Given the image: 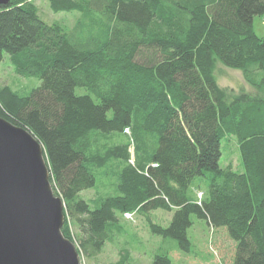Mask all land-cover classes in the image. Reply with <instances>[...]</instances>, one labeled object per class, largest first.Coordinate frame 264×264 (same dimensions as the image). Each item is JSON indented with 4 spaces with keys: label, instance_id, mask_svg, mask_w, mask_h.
I'll return each instance as SVG.
<instances>
[{
    "label": "trees",
    "instance_id": "obj_1",
    "mask_svg": "<svg viewBox=\"0 0 264 264\" xmlns=\"http://www.w3.org/2000/svg\"><path fill=\"white\" fill-rule=\"evenodd\" d=\"M48 3L77 13L73 25L44 20L34 0L0 5V62L7 53L15 73L40 80L27 94L0 86V116L41 144L79 255L94 258L118 216L135 212L185 252L194 215L234 241L233 264H264V37L252 27L264 0ZM217 64L254 92L220 86ZM229 137L241 169L219 164ZM114 162L112 191L82 198ZM155 209L173 210L166 226ZM163 251L151 264H171Z\"/></svg>",
    "mask_w": 264,
    "mask_h": 264
},
{
    "label": "rangeland",
    "instance_id": "obj_2",
    "mask_svg": "<svg viewBox=\"0 0 264 264\" xmlns=\"http://www.w3.org/2000/svg\"><path fill=\"white\" fill-rule=\"evenodd\" d=\"M42 18L48 22L59 20L72 26L77 13H53L49 8L48 0H34ZM253 31L259 37H264V17L256 15L252 20ZM216 77L222 87L234 91L254 92L253 87L244 79L242 71L217 64ZM40 84L36 77H22L15 73L9 61V55L3 54L0 62V86L9 85L21 94H27L30 89ZM78 93L87 92L83 88L76 90ZM221 158L219 164L225 167L230 164L235 169H241L240 156L236 140L233 137L221 144ZM130 159H133V148L129 147ZM116 162L109 163L101 171L96 172L97 181L94 187L80 192V196L91 201L96 197L104 196L114 188L116 177L111 169H116ZM201 189L207 193L205 184ZM198 189L199 191H202ZM199 192H196V195ZM200 194V193H199ZM198 196V195H197ZM173 214V210L155 209L149 213L154 223L166 226ZM192 225L187 230L191 246L188 252L176 248L173 239L162 238L153 234L140 213H123L118 216L119 223L109 227L108 238L102 249L94 258L80 254V264H110L127 255V264H151L154 254L158 251L168 249L171 264H233L235 243L223 229H214L204 220L191 216ZM77 241V240H76ZM159 249V250H158ZM127 253H126V252ZM164 252V251H163Z\"/></svg>",
    "mask_w": 264,
    "mask_h": 264
},
{
    "label": "water",
    "instance_id": "obj_3",
    "mask_svg": "<svg viewBox=\"0 0 264 264\" xmlns=\"http://www.w3.org/2000/svg\"><path fill=\"white\" fill-rule=\"evenodd\" d=\"M49 176L39 141L0 116V264H80Z\"/></svg>",
    "mask_w": 264,
    "mask_h": 264
},
{
    "label": "built area",
    "instance_id": "obj_4",
    "mask_svg": "<svg viewBox=\"0 0 264 264\" xmlns=\"http://www.w3.org/2000/svg\"><path fill=\"white\" fill-rule=\"evenodd\" d=\"M200 195V194H199Z\"/></svg>",
    "mask_w": 264,
    "mask_h": 264
}]
</instances>
